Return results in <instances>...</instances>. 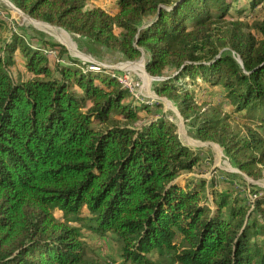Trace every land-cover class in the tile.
Returning <instances> with one entry per match:
<instances>
[{
  "label": "trees",
  "instance_id": "trees-1",
  "mask_svg": "<svg viewBox=\"0 0 264 264\" xmlns=\"http://www.w3.org/2000/svg\"><path fill=\"white\" fill-rule=\"evenodd\" d=\"M10 1L85 39L86 52L97 44L129 59L146 53L156 91L200 139L218 142L249 175L264 168V19L255 32L227 20L238 0H114L109 10L88 0ZM17 25L0 44V264H157L156 254L174 264H264V196L251 209L232 191L208 194L204 178L186 173L200 154L164 114L144 115L150 106L115 69H91ZM17 51L32 77L13 76ZM201 79L224 89L230 113L249 122L245 134L196 100L189 85ZM84 230L112 232L122 261L90 256Z\"/></svg>",
  "mask_w": 264,
  "mask_h": 264
},
{
  "label": "rangeland",
  "instance_id": "rangeland-1",
  "mask_svg": "<svg viewBox=\"0 0 264 264\" xmlns=\"http://www.w3.org/2000/svg\"><path fill=\"white\" fill-rule=\"evenodd\" d=\"M12 5L14 4L12 3ZM12 5L7 0H0V16L4 20L0 27V44L2 40L8 37L9 29H18L17 23L21 22L28 27L32 34L41 33L48 39L65 45L73 57L115 69L118 75L126 71V73H129L133 85H135L134 92L137 97L134 96L133 99L146 102L148 103L147 106H150L149 111H143V114L147 117L154 116L155 114H152V112L164 114L176 125L180 139L200 154V163L195 166L192 172L186 173L194 177L204 178L207 181L208 194L211 195L209 192L212 190L232 191L244 197L251 209L255 206V199L264 196V168L254 175H249L233 162V159L218 142L200 139L191 126V118L184 117L175 102L168 98L166 94H160L156 91L155 85L159 78L147 71L146 61L148 55L146 53H143L139 58L129 59L117 49L103 48L97 44L89 45L90 51L86 52L84 48L88 43L85 39H81L65 28L35 18L32 20L25 16L26 13L20 8L17 7L19 10H16ZM237 5L239 9L232 8L227 20L242 22L246 31L255 32L256 24L264 19V0L255 8H252L247 0L236 1ZM88 6L109 10L114 6V0H88ZM243 7L246 13H239L237 10ZM116 31L118 32V30ZM33 42L36 43L37 41ZM48 50L44 53L54 60V54ZM16 60L17 63L12 68L13 76L19 79L32 77L33 74L26 70L19 51L16 53ZM199 82L200 86L196 84L189 85L196 88L193 91L196 100L206 105V107L217 106L222 112L228 113L232 126L245 134V127L249 125V122L244 115L235 112L230 113L231 104L223 96L224 89L221 86L207 87L208 84H205L203 80ZM112 116L118 117L116 114ZM261 132L264 135V130L261 129ZM59 214L57 213V215ZM255 214H258V212H255ZM84 239L92 249L89 255L96 260L103 263H108L111 260L119 263L122 261L118 241L112 232L100 236L92 231L84 230ZM154 257L157 264H174L170 256L160 257L156 254Z\"/></svg>",
  "mask_w": 264,
  "mask_h": 264
},
{
  "label": "built area",
  "instance_id": "built-area-1",
  "mask_svg": "<svg viewBox=\"0 0 264 264\" xmlns=\"http://www.w3.org/2000/svg\"><path fill=\"white\" fill-rule=\"evenodd\" d=\"M48 51L51 52V53H53L54 55H55V53H56V51L53 50V49H49ZM98 65H100V64H96V63L91 62L90 68H91V69H97V68H99ZM101 66H103V65H101ZM117 79H118V81H119L124 87H126L127 89H129L130 92H131L134 96H136V95H135V92H134V90H135V85H133V83H132V81H131V77L129 76V73H126V71H125V72L123 71L122 74H120V75L117 74ZM136 97H137V96H136Z\"/></svg>",
  "mask_w": 264,
  "mask_h": 264
},
{
  "label": "water",
  "instance_id": "water-1",
  "mask_svg": "<svg viewBox=\"0 0 264 264\" xmlns=\"http://www.w3.org/2000/svg\"><path fill=\"white\" fill-rule=\"evenodd\" d=\"M8 1V3L9 4H11L12 5V3L9 1V0H7ZM16 10H19L16 6H14V5H12ZM22 12V11H21ZM23 13V12H22ZM24 15V14H23ZM25 16H27L28 18H30V19H32L33 20V18L32 17H30L28 14H25ZM45 23H48V22H45Z\"/></svg>",
  "mask_w": 264,
  "mask_h": 264
}]
</instances>
